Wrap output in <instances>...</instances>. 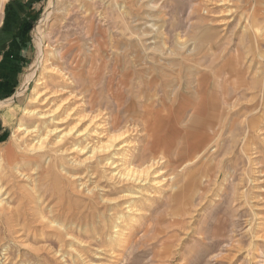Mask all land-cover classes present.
Wrapping results in <instances>:
<instances>
[{"label": "rangeland", "instance_id": "1", "mask_svg": "<svg viewBox=\"0 0 264 264\" xmlns=\"http://www.w3.org/2000/svg\"><path fill=\"white\" fill-rule=\"evenodd\" d=\"M50 3L56 11L48 25H42L43 36L38 45L58 44L59 54H63L75 42L86 51L95 43L99 55L97 80L92 83L88 77L94 74H84L81 82L87 86L85 95L97 91L109 117L119 123L127 119L125 108L133 107V115L128 119L139 131L159 132L160 136L173 134L175 148L160 168L156 178L158 182L162 180L160 185L148 184L143 195L132 189L133 198L123 202L132 204L135 211L116 208V218L99 200L78 195V189L72 190L57 179L42 176L39 191L46 193L57 223L68 225L64 231L67 236L37 223L34 204L22 198L19 182L5 170L3 187L12 194L9 205L18 210L20 227L25 225L24 248L16 245L14 236L7 230V220H2L0 264H264V3L147 0L141 8L131 6L134 2L127 4L129 9L125 11L130 15L126 17L115 9L112 0H0V48L8 52L7 59L0 61V160L3 162L8 156L27 162L24 157L28 156L21 151L22 143L17 142L20 134L16 130L19 126L31 130L37 123L23 117V110L29 109L28 101L38 78L32 80L25 92L18 90L37 56L33 31ZM204 9L208 15H202ZM240 17L248 18L249 25L252 23L263 32L262 37L252 38L250 27L243 29L245 20L240 22L242 25L237 24ZM204 28H211V32L221 37L205 58L201 54L208 49V38H198ZM158 30L165 38L161 35L156 38ZM176 39L186 43L189 51L195 49L194 56L181 51ZM140 43L150 45L153 52H148L149 58L136 66L128 54L135 45L142 55L140 51L147 46L140 47ZM74 53L71 50L63 63L68 65ZM5 66L19 67V71L12 72L11 67L6 70ZM125 66L132 74L126 78L129 87L125 85L124 90L118 82ZM84 70L88 69L84 67ZM90 81L92 90L88 86ZM45 85L51 87L52 83L48 81ZM36 89L42 91L41 87ZM140 90H147L154 97L152 105L140 106ZM9 99L8 105H2ZM199 102L217 115L210 125L194 120ZM143 110L151 111L146 125L141 115ZM45 130L42 128L39 134L44 135ZM36 139L28 138V141L35 143ZM129 139L139 142L134 137ZM145 140L147 137L139 143L144 145ZM183 142L186 145L177 154ZM128 157L136 161L137 153L132 152ZM192 159L195 162L188 163ZM24 168L28 170L27 166ZM31 172L33 168L28 173ZM106 172L101 171L98 181L89 178L80 181L85 183L88 190L85 192L95 183L100 190L110 189ZM31 177V184H35L38 176L34 172ZM174 193L181 197L172 203L169 197ZM99 194L112 200L128 193L114 191L103 195L99 191ZM44 214L54 220L47 210ZM135 220H139L138 224Z\"/></svg>", "mask_w": 264, "mask_h": 264}, {"label": "bare ground", "instance_id": "2", "mask_svg": "<svg viewBox=\"0 0 264 264\" xmlns=\"http://www.w3.org/2000/svg\"><path fill=\"white\" fill-rule=\"evenodd\" d=\"M112 1L114 2L113 5L115 6V9L127 17L130 15V12H128V10L125 11L126 9H129L128 5H131L134 2L133 5L131 6L141 8V6L144 5V3L147 0H112ZM255 3L262 4L264 3V0H255ZM53 6L54 5H52V3H50L47 6L44 12V16L41 19V22L33 31L37 56L34 63L29 67L27 73L24 75L23 82L21 84V87L19 88V91L25 92L26 88L28 87V85H30L32 80L38 78L35 89L32 91L31 97L28 101L29 109L23 110V117H25L26 119H34L37 121V123L35 124L34 128H32L31 130L26 128L23 129L21 128V126H19V128L16 130V133L20 134V138L17 139V142H19L20 144L22 143L21 148L23 150L21 151L23 152L22 154L26 155V157L28 156V158L24 157V159L27 160V162H25L24 160L18 162V160H15L11 156H8L5 162L0 160V199L4 196L0 200V223H2V220H7V225H8L7 230H9L10 235L14 236L13 238L16 245L22 248H24V244L22 240L23 238L22 230L24 229L25 225H21L20 227L19 219H18L19 212L17 209L11 208L9 205L8 200L9 201L10 199L12 200L11 197L12 194H10V192L7 191L5 187H3L5 170L6 173L7 172L10 173L11 178L19 182L20 184L19 194L22 196V198H25L26 200L34 204V209L36 210L37 213V220H36L38 221L37 223L42 227H48L52 230H56L57 233L60 232L63 236H67V234L64 233V231L68 229V225L67 224L64 225V223L63 224L61 223L60 225L57 223V218L53 217L55 215L53 206H51L50 202L47 201L46 193H41L39 191V188L41 186L40 178L42 176H44L45 178L57 179L64 185H67L69 188H72V190L78 189L77 190L78 195L84 194L85 196L91 198L95 202L99 200L100 203L104 205L105 210H107V212H109L110 215L116 218V213H117L116 208L120 210L122 209L125 212L135 211L136 208L134 209V206H132V204L123 202L126 199L133 198V194H130V191H132V189L137 190V192H139V194L141 195L148 184H151L150 186L160 185L159 182L162 180L158 182L156 178H158L160 168H162V165H164L165 160L167 159L166 156L169 155L172 149L175 148L173 146V143H175L176 141L175 136L170 133H167L165 136L163 135L160 136L159 132H156L154 134L151 133L149 134V132H145L146 134H144L142 131H139V128L134 123H132L130 119H128L130 114L133 115L132 114L134 112L133 107L125 108L124 112L127 114V119L124 117V119L126 120H124L123 123H119L117 119L115 118L112 119L109 117V113L107 111L108 109H105L102 106L100 97L97 95L98 94L97 91H90L89 92L91 94L90 96L85 95L87 86L83 82H81V79L83 78L84 74L86 73V75L89 74L90 76L94 74V77H88L89 79H91L92 83H95V81L97 80L95 69H97L98 67L97 58L99 55L95 43L92 42L90 44V47L87 48L86 51L85 49H83V46L75 42L74 45H71L69 52L63 54H59L61 48L60 45L58 44L57 45L47 44L44 47L38 45V42L43 36L42 35L43 31L41 29V27H43L42 25H48L49 19L53 16L54 12L56 11L55 7ZM202 11H203L202 15L203 13H205V15L209 14L207 13L206 9ZM134 16H137V14H135ZM201 17L200 19L203 20ZM243 20H245L243 29L249 30L250 27V31L248 32L252 33V38L255 39V38H260V36L262 37L263 32H261V30L258 29L257 27H254V25L252 26V23L251 25H249L250 21L248 20V18L242 19V17H240L237 24L242 25V23L240 24V22ZM229 22H232V20ZM210 29L211 28H204L203 33L198 37V38H208V49L205 52H203L205 50L204 49L202 51L203 53L201 52L203 58L209 55L208 52L210 51L212 52L214 50L215 46H213V44H216L218 38H221L218 36L219 34L211 32ZM158 31L159 32L156 38H158L159 35L165 38L163 32L161 30ZM177 43L181 47V51H185V53L187 52L188 55L194 56L195 49L189 51V48H187L186 43L178 40ZM140 44H141L140 47L147 46L146 48H143L142 51H140L142 52L143 56L138 53L137 49L135 48L136 47L135 45H133V51L130 54H128V56H130V59L132 60V63H134L136 66L137 63L143 62L146 58H149L147 57V54L148 52H151L153 50L152 48H150V45L144 43L143 44L140 43ZM164 46H166V44ZM199 46H197L196 48H198ZM73 49L75 50V53L73 55H70V61L68 65L64 64L63 59L66 56H69L70 51ZM88 60H90L89 61L90 63L87 62ZM142 65H144V63ZM84 67H86L88 70H84ZM125 68L126 66L123 68L122 74L120 76L121 79L118 82L122 89L125 88V85L126 87L128 86L127 83L129 79L126 80V78L131 77L132 74L130 69L125 70ZM188 69H192V68L189 67ZM169 80L171 81L172 79L169 78ZM48 81L52 83L51 87H46L45 84H47ZM91 81L89 82L88 86H90L92 90L94 86L91 84ZM80 83L81 85H79ZM38 87H41L42 91H38V89H36ZM178 88L180 87L178 86ZM179 91L180 89L178 90V92ZM167 93L168 92H166V94ZM172 96L174 97V95ZM139 97L141 99L140 106L146 104L152 105L154 102V97L149 95L147 90H140ZM55 98H59V99L55 100ZM190 99L193 100L192 97ZM10 102H11L10 99L6 100L4 103H2V105L3 104L8 105ZM197 105L198 106L193 114L194 120L197 123H202V124L205 123L207 125L217 117V115L214 114V112L210 108H208L207 105L201 102H199ZM214 105L213 107H215ZM118 107H120V105H118ZM150 112L149 110L142 111L141 115L142 118H144L143 121L145 122L144 125L147 124L146 121H148L149 115H151ZM178 114H180V112ZM221 126L223 129V125ZM42 128H46L44 135H40ZM182 131L184 132V130ZM130 137L136 138L137 141L139 142L140 140L144 139V137H147V140H145V143L143 145L142 143L139 142L138 143L131 142L129 139ZM217 137H220V135ZM28 138L29 139L37 138L36 139L37 142L34 143L31 140L28 141ZM165 138H167L166 141H164ZM198 143L200 142H197V145ZM182 145H183L182 148H178L177 154H180L182 152L184 146L186 145L185 142H183ZM207 145L205 144V147ZM140 151L141 154L138 153ZM132 152L137 153V158H134L136 159V161L128 157V155H131ZM196 159H192L188 161V163L195 162ZM24 166H27L28 170L25 169ZM32 168L34 169L35 176H38L37 178H35L37 180L35 184H31L33 183L31 176L34 175V172L28 173L29 170H31ZM102 170L107 171L105 177L109 184L110 189L100 190L95 183V186H93V188L89 190L88 193H86L88 190L85 186V183H80V181H82L85 178L98 181V178H100L99 175ZM22 172H27V173L25 174ZM171 190H173V188ZM99 191L103 192V195L110 194L114 191H117L121 194L126 192L128 194L119 196L116 199L108 200V199H103L104 197L99 194ZM180 197L181 196H178L177 193H174L172 196L169 197V199L172 201V203H175ZM45 210L48 211L49 215H52L53 218L52 217L51 218L54 220H50L49 217H46L45 214H47V212L44 214ZM138 221L139 220H135L134 222L138 224ZM115 227L113 228L115 229ZM14 228H16V230ZM69 230L67 232H69ZM53 256L56 257L57 252L53 253ZM60 261H62V259Z\"/></svg>", "mask_w": 264, "mask_h": 264}, {"label": "crops", "instance_id": "3", "mask_svg": "<svg viewBox=\"0 0 264 264\" xmlns=\"http://www.w3.org/2000/svg\"><path fill=\"white\" fill-rule=\"evenodd\" d=\"M12 1H15V0H10V2H12ZM6 53H8V52H6V49L5 50H1V48H0V61L2 62L3 60H4V58L5 59H7V57L6 56H8V54H6ZM5 55V56H4ZM4 56V57H3ZM2 59V60H1ZM10 67L11 66H5L4 67V69H6V68H9L10 69ZM15 67H11V70H12V72H18L19 71V67H17L16 69H14ZM14 69V70H13ZM6 70H8V69H6ZM5 78V77H4ZM19 91V90H18ZM20 92V91H19Z\"/></svg>", "mask_w": 264, "mask_h": 264}]
</instances>
